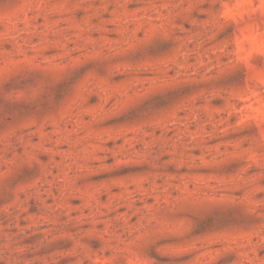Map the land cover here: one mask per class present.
<instances>
[{"label":"rangeland","instance_id":"rangeland-1","mask_svg":"<svg viewBox=\"0 0 264 264\" xmlns=\"http://www.w3.org/2000/svg\"><path fill=\"white\" fill-rule=\"evenodd\" d=\"M0 264H264V0H0Z\"/></svg>","mask_w":264,"mask_h":264}]
</instances>
